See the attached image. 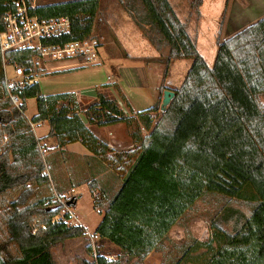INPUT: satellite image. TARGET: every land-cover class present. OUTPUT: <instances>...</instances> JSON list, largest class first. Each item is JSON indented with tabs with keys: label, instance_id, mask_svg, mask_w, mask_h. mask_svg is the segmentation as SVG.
Wrapping results in <instances>:
<instances>
[{
	"label": "trees",
	"instance_id": "1",
	"mask_svg": "<svg viewBox=\"0 0 264 264\" xmlns=\"http://www.w3.org/2000/svg\"><path fill=\"white\" fill-rule=\"evenodd\" d=\"M18 1L0 0L2 28L3 17L15 10ZM26 1L30 14L40 19H70V31L44 40L45 46L85 41L98 34L101 0H63L35 6L31 0ZM118 1L158 50L167 46L164 80L174 60L192 59V65L157 119L153 114L160 110L158 103L137 113L148 134L142 135L140 125L132 133L141 150L119 188L110 196L106 188L94 193L91 183L94 208L103 214L95 234L130 257L144 260L160 249L172 227L197 200L206 193L218 192L245 202L250 214L233 209L237 214L233 231L212 223V241H194L186 249L187 255L206 247L210 252L206 264H264V16L228 38H221L219 32L215 61L210 66L189 32V21L179 18L170 0ZM202 1L191 3L198 19ZM36 55H40L37 49L3 53L0 46V195L29 182L40 186L50 182L44 173L41 139L31 124L47 121L49 132L45 138H54L61 151L76 142L93 157L113 151L81 117L75 92L46 95L40 83L33 81L14 90L22 100L19 107L6 97L3 64L23 67L33 75ZM112 86L105 83L97 91L98 103L92 109L98 116H88L89 124L133 125L137 120L133 112L127 115L120 108L114 96L101 91ZM33 98L37 113L28 119L24 113L28 100ZM32 195V190L26 189L12 201L7 228L19 255L1 259L0 264H58L52 248L60 241L87 233L83 225L62 219L54 222L61 212L57 202L45 197L30 203ZM65 217L70 218L69 214ZM188 258V262H197L193 256ZM83 264L119 261L112 262L99 253Z\"/></svg>",
	"mask_w": 264,
	"mask_h": 264
},
{
	"label": "rangeland",
	"instance_id": "2",
	"mask_svg": "<svg viewBox=\"0 0 264 264\" xmlns=\"http://www.w3.org/2000/svg\"><path fill=\"white\" fill-rule=\"evenodd\" d=\"M58 1L62 0H31V5ZM218 1L207 0L209 9L204 28H198L200 17L198 19L196 15V8L192 7L188 17L185 16V11L182 13L189 21V32L196 40L198 50L210 66L215 61L217 50L216 38L219 32H216L214 23ZM191 2L180 0L178 5L184 6L185 9ZM99 17L101 24L97 29L98 34L87 41L94 42L96 48L104 47L100 59L94 58L92 51L88 54L61 58L36 55L32 69L33 75L29 72L27 75H31L33 79L35 76L40 77L41 89L45 94L80 90L85 96L95 97L89 102L79 101L82 108L80 115L87 123L88 116L96 118L98 116L92 107L97 106V91L101 86L105 83L112 84L114 88L118 86L121 94L118 93L117 88H115L116 91L111 88L101 89V91L114 96L118 101L119 98L123 100L122 96H124L128 104L129 101L132 103L135 110H133L134 118L137 120L133 125L90 124L98 136L112 144L113 151L107 156L99 157L98 162L92 160L88 162L84 159L81 153H89V150L80 142H77L76 146L73 145L75 147L73 151H61L56 146L54 138H45L48 134V124H31L35 135L36 133L42 135L38 137L36 135V137L41 139L40 150L46 166L44 173L48 175L50 182L42 186L29 182L0 195V260L11 255H19L17 245L9 237L7 216L12 209V201L26 189H30L33 192L29 198L30 203L49 197L61 207L59 216L66 211L70 212V224H80L87 228L84 236L60 241L52 248L53 256L58 264H83L85 260H94L99 253L112 262L119 261V264H206L210 256L206 247H201L192 254L193 259H197V262L193 263L188 262L190 259L188 257L192 256L187 255L186 249L194 241L204 244L212 241V223L214 222L228 231H233L237 216L233 209L247 216L250 214V206L245 202L223 193H206L172 227L160 249L150 253L144 260L130 257L109 240L95 234L103 214L94 208L91 183L94 186V193L106 188L110 196L119 188L127 169L141 150L140 143L132 135L136 128L141 126L137 113L158 103L160 110L153 114L157 119L161 113L164 90L174 91L179 87L192 65V59L174 60L164 80L163 61L168 52L167 46L163 45L161 50H158L144 37L141 29L118 0H102ZM220 36L222 38V34ZM109 52L118 55L129 53L133 56L108 59ZM16 67L18 66L4 63L5 77L7 75L13 77ZM62 67H64V70H61L63 72L84 68L76 72L54 74L59 71L56 69ZM1 90L3 91V83L0 81V92ZM13 105L16 106L14 103ZM119 106L122 108L120 102ZM124 106L126 111H123L131 115L126 103ZM36 113V99H29L24 114L31 119ZM141 133L145 136L148 130L142 127ZM100 199L102 198H97V200Z\"/></svg>",
	"mask_w": 264,
	"mask_h": 264
},
{
	"label": "built area",
	"instance_id": "3",
	"mask_svg": "<svg viewBox=\"0 0 264 264\" xmlns=\"http://www.w3.org/2000/svg\"><path fill=\"white\" fill-rule=\"evenodd\" d=\"M2 23L4 28L0 22V46L3 53L8 50L33 48L37 49L42 56L54 58L88 54L91 51L94 58L98 55L96 44L94 42L89 43L87 40L72 41L64 45L50 44L45 46L44 40L61 37L70 31V19L66 16L40 19L38 16L30 14L26 0L18 1L15 10L5 15ZM33 80L31 75H27L23 67L14 68L13 77L7 75L5 79L6 96L16 106H20L22 100L14 90L25 87ZM65 214H69L70 218L66 219ZM61 219L69 223L71 213L66 211L63 215L55 217L53 221H60Z\"/></svg>",
	"mask_w": 264,
	"mask_h": 264
},
{
	"label": "crops",
	"instance_id": "4",
	"mask_svg": "<svg viewBox=\"0 0 264 264\" xmlns=\"http://www.w3.org/2000/svg\"><path fill=\"white\" fill-rule=\"evenodd\" d=\"M187 1L190 3L192 0H187ZM170 2L174 6L179 18L182 21H187L184 17L185 16L188 17V14L192 10V4H190L189 6H187L184 9V6L180 7V5H178V2H180V0H170ZM226 2H227V0H219L218 1V6L216 7L217 12L215 14L216 19H215V23H214V28L217 29L216 32H221L223 39L228 38L229 36L235 34L236 32L240 31L244 27L256 22L257 20H259L260 18H262L264 16V0H228L227 8H226ZM225 8H226V11H225ZM208 9H209V6L207 3V0H203L202 4L199 7V12H200V20H199L200 24L198 27L199 29L204 28L206 26L205 18L207 17ZM184 11H185V16H183V14H182ZM224 11H225V15H224ZM224 16H225L224 22H223V25L221 27V20ZM128 31H129V29H128ZM103 48H104L103 46L97 47L98 55L96 58L100 59ZM106 52H108V51H106ZM127 54H128L127 57L133 56L132 54H129V53H127ZM107 55H108V59H115L117 57L124 56V55L113 54L111 52H109ZM63 68L64 67H62L60 69H56V70L61 71V70H64ZM33 81H38L40 83V77L35 76ZM115 88H117L120 91L118 86H115ZM115 88H114V86L111 87V89H114V90H115ZM119 91H118V93H119ZM65 92H75L78 100L80 102H83V103L89 102L95 98V97H88V96L81 94L80 90H77V91L76 90H70V91H65ZM56 93H62V92H55V93H50V94H56ZM46 95H49V94H46ZM119 97H120V95H119ZM124 99L122 100L121 98H119V102H120L123 110L126 111V108L124 106V103H126L127 108L130 109L131 114H132V112L134 110L132 103L128 99L129 106H130L129 107L128 103L126 102V99L125 100ZM45 124H48V122L45 121V122L40 123V125H45ZM87 125L94 132L92 126L88 123H87ZM48 128H49V125H48ZM48 132H49V129H48ZM94 133L96 134V132H94ZM36 135H37V137L42 136V135H38L37 133H36ZM96 135L98 136V134H96ZM98 137L100 139H102L103 141H105L106 143H108L109 146L112 148V144H110V142L108 140L103 139L100 136H98ZM76 143H72V144L67 145L65 150L66 151H73L75 148L74 146H76ZM56 146H57V144H56ZM58 149H60V148L58 147ZM81 154L85 157L84 159H86V161H88V162H90L91 160L95 161V162L99 161V156L98 157L91 156L92 154L90 153V151H89V153H81Z\"/></svg>",
	"mask_w": 264,
	"mask_h": 264
},
{
	"label": "water",
	"instance_id": "5",
	"mask_svg": "<svg viewBox=\"0 0 264 264\" xmlns=\"http://www.w3.org/2000/svg\"><path fill=\"white\" fill-rule=\"evenodd\" d=\"M175 92L169 89L164 90L163 100L161 104V111H165L169 106Z\"/></svg>",
	"mask_w": 264,
	"mask_h": 264
}]
</instances>
